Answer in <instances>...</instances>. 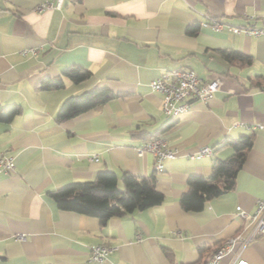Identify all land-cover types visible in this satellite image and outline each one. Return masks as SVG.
Instances as JSON below:
<instances>
[{
  "label": "crops",
  "instance_id": "crops-1",
  "mask_svg": "<svg viewBox=\"0 0 264 264\" xmlns=\"http://www.w3.org/2000/svg\"><path fill=\"white\" fill-rule=\"evenodd\" d=\"M0 0V149L15 158L0 173V264H95L90 250L115 246L99 264H203L224 240L243 230L237 206L264 200V35L200 26L207 16L234 25H264V0ZM199 24L196 33L188 27ZM27 47L37 53L23 54ZM245 57L229 59L224 51ZM91 70L81 82L38 87L71 65ZM191 68L203 80L219 77L207 102L171 117L150 81L166 69ZM97 86L118 93L74 117L59 120L62 102ZM253 134L234 188L185 210L181 195L192 174L211 175L216 158L233 149L228 137ZM153 136L177 150L163 171L150 151L137 148ZM210 145L213 154L188 153ZM98 157V160L95 158ZM101 170L156 176L164 201L110 218L63 209L50 190L93 180ZM118 187L124 188L122 179ZM19 235H23L22 238ZM140 236V237H138ZM248 264H264V238L244 250ZM232 253L223 256L228 264Z\"/></svg>",
  "mask_w": 264,
  "mask_h": 264
},
{
  "label": "trees",
  "instance_id": "trees-1",
  "mask_svg": "<svg viewBox=\"0 0 264 264\" xmlns=\"http://www.w3.org/2000/svg\"><path fill=\"white\" fill-rule=\"evenodd\" d=\"M199 24L190 25L189 33H196ZM229 59L245 57L235 50L224 51ZM91 70L71 64L53 78H43L38 87L43 89L61 88L66 80L81 82L91 76ZM264 84V83H263ZM262 84V85H263ZM118 93L106 86H97L80 94L68 96L61 104L58 119L64 120L74 117L92 107L103 104ZM19 112L16 106H0V118L11 119ZM156 137V136H153ZM225 144L233 149L226 158H216L211 175L192 174L188 178V190L181 197L180 202L185 210L201 209L205 201L231 191L235 186V178L242 167L247 151L253 145V134H240L228 137ZM122 179L124 188L118 187ZM57 205L63 209L77 211L99 217L102 224L114 216L143 210L164 201V195L156 187V176H137L124 171L119 176L112 170H101L90 181L70 182L56 189L50 190Z\"/></svg>",
  "mask_w": 264,
  "mask_h": 264
},
{
  "label": "built area",
  "instance_id": "built-area-1",
  "mask_svg": "<svg viewBox=\"0 0 264 264\" xmlns=\"http://www.w3.org/2000/svg\"><path fill=\"white\" fill-rule=\"evenodd\" d=\"M63 0H44L37 9L47 8L60 9ZM200 26H207L217 31H228L232 33H244L246 35H264V25L255 24L234 25L227 23L217 17L207 16L201 20ZM38 47H27L22 50L23 54H35ZM222 84L219 77L203 80L191 68L166 69L160 75L150 81V86L162 94V109L168 116L177 117L187 112L194 100L207 102L211 95L217 91ZM264 91V84L260 87ZM214 148L210 145L201 146L195 152L188 153L190 158H200L205 155L213 154ZM139 154L150 151L155 156V170L163 171L164 163L168 158L177 156V150L173 148L164 138L160 136L152 137L144 141L138 148ZM98 160V157L95 158ZM15 168V158L6 154L0 149V173H8ZM238 217L240 220L248 219V223L243 230L230 236L218 246L211 256L203 264H221L222 258L227 253H232V258L228 264H248L243 257L245 248L249 243L258 238H264V200H258L252 209H245L241 205L237 206ZM23 235H19L22 238ZM140 237V236H138ZM116 249L115 246L107 244H97L90 250V260L99 264L105 260L107 255Z\"/></svg>",
  "mask_w": 264,
  "mask_h": 264
}]
</instances>
